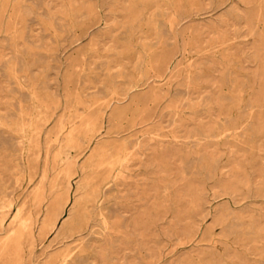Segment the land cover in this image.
<instances>
[{"label": "rangeland", "instance_id": "rangeland-1", "mask_svg": "<svg viewBox=\"0 0 264 264\" xmlns=\"http://www.w3.org/2000/svg\"><path fill=\"white\" fill-rule=\"evenodd\" d=\"M0 264H264V0H0Z\"/></svg>", "mask_w": 264, "mask_h": 264}]
</instances>
